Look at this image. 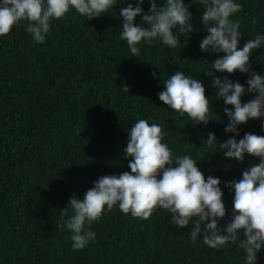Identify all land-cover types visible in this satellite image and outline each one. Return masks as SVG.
Segmentation results:
<instances>
[{
	"label": "trees",
	"instance_id": "1",
	"mask_svg": "<svg viewBox=\"0 0 264 264\" xmlns=\"http://www.w3.org/2000/svg\"><path fill=\"white\" fill-rule=\"evenodd\" d=\"M130 2L119 0L110 12L90 20L70 9L51 22L44 44L33 42L23 25L0 36V264H243L237 244L217 250L200 237L191 242V225L176 228L159 208L145 219L115 206L102 212L89 225L95 240L81 250L72 249L69 232L55 228L71 196L82 198L101 176L130 171L131 157L125 159L123 149L138 119L160 124L166 133L162 142L174 155H190L205 178H220L226 210L221 229L230 220L233 199L224 182L239 180L257 162L247 154L238 162L223 157L218 145L213 153L206 147L209 131L218 142L232 134L223 131V108L231 106L216 98L211 86V62L223 54L199 49L206 35L202 7L184 0L194 30L175 48L145 44L134 57L119 38V8ZM237 2L241 10L231 18L239 21L242 46L264 33V0ZM141 7L148 10L147 0ZM134 23H140L139 16ZM249 65L264 74V48L253 50ZM177 70L202 81L209 99L207 125L192 124L158 100L163 79ZM213 76L247 87V74L238 71ZM239 132L238 139L245 132L264 135L258 119L240 125ZM255 255V264H264V249Z\"/></svg>",
	"mask_w": 264,
	"mask_h": 264
},
{
	"label": "clouds",
	"instance_id": "2",
	"mask_svg": "<svg viewBox=\"0 0 264 264\" xmlns=\"http://www.w3.org/2000/svg\"><path fill=\"white\" fill-rule=\"evenodd\" d=\"M144 2L133 0L119 8V38L126 43L130 56L138 57L143 45L156 42L173 49L181 36L194 30L190 5L184 0H159V5L157 0H147L146 12L141 7ZM118 3L119 0H0V36L23 25L33 42L44 44L51 22L62 19L70 9L90 20L110 12ZM191 4L202 7L200 22L206 35L199 43L200 51L223 54L211 62L215 97L231 106L223 108L227 118L223 131L232 135L218 142L215 133L209 131L204 140L206 147L213 153L218 145L223 157L238 162L245 159V154L257 159L242 171L239 180L224 182V188L233 192L230 220L222 229L218 227L226 215L220 178H205L197 167L198 161L190 155H174L162 142L166 133L160 124L138 119L127 131L123 149L125 159L131 157L127 165L130 171L99 177L82 198L71 196L60 212L55 228L70 233L73 250H81L95 240L96 233L89 225L114 206L125 215L141 219L157 208L166 210L170 224L176 228L191 225V242L200 237L204 245L217 250L227 243L237 244L243 253V264H255V253L264 249V135L245 132L237 138L239 126L252 119L260 120L264 132V74L252 71L249 65L253 50L264 48V33H257L239 46L240 24L231 17L241 10V3L191 0ZM137 16L140 23H134ZM252 23H256L255 18ZM234 71L247 74V87L228 76H213L214 72ZM152 75L156 78V73ZM249 94L252 98L242 102L241 98ZM157 96L163 105L180 116L186 115L192 124H208L209 99L201 80L174 71L163 79V89Z\"/></svg>",
	"mask_w": 264,
	"mask_h": 264
}]
</instances>
